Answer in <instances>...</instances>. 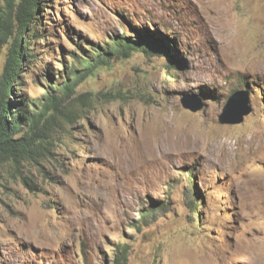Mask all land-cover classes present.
Returning <instances> with one entry per match:
<instances>
[{
    "label": "rangeland",
    "instance_id": "obj_1",
    "mask_svg": "<svg viewBox=\"0 0 264 264\" xmlns=\"http://www.w3.org/2000/svg\"><path fill=\"white\" fill-rule=\"evenodd\" d=\"M40 8L10 97L31 112L114 39L173 48L110 55L42 118L46 155L0 158V264H264V0ZM240 90L252 112L222 124Z\"/></svg>",
    "mask_w": 264,
    "mask_h": 264
},
{
    "label": "trees",
    "instance_id": "obj_2",
    "mask_svg": "<svg viewBox=\"0 0 264 264\" xmlns=\"http://www.w3.org/2000/svg\"><path fill=\"white\" fill-rule=\"evenodd\" d=\"M17 2L18 0H4L0 6V60L3 48L8 46L5 69L3 74H0V158L18 161L46 155L49 152L48 145L51 144V131L42 132L40 129L42 118L46 117L50 109H58L61 92H71L81 81L94 75L100 67L108 65L110 55L128 58L133 52H142L146 55L162 56L166 50L173 48L151 31L138 32V38L124 36L114 39L107 50L100 51L95 57L87 56L80 59V68L70 72L71 81L62 87L56 83L50 86L49 90L53 93L48 92L47 100L42 103L39 111L31 112L27 108L29 104L11 100L10 97L14 96L22 68L30 55L28 51L30 27L41 9V0H21L18 8V25L15 11ZM170 66L174 67V64L170 63ZM65 117L67 118V115ZM24 126L27 128L25 132ZM22 132L24 134L20 136Z\"/></svg>",
    "mask_w": 264,
    "mask_h": 264
},
{
    "label": "water",
    "instance_id": "obj_3",
    "mask_svg": "<svg viewBox=\"0 0 264 264\" xmlns=\"http://www.w3.org/2000/svg\"><path fill=\"white\" fill-rule=\"evenodd\" d=\"M249 96L248 92L240 90L236 92L227 103L224 108V112L220 117V122L222 124H232V123H241L244 121V118L248 116L252 109L249 106ZM186 108L192 109L195 112L200 111L203 108V105H192L190 103L184 102ZM236 114V116H233ZM233 116V117H232Z\"/></svg>",
    "mask_w": 264,
    "mask_h": 264
}]
</instances>
